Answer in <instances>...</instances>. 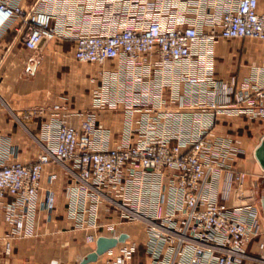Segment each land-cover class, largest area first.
Masks as SVG:
<instances>
[{
  "label": "built area",
  "instance_id": "obj_1",
  "mask_svg": "<svg viewBox=\"0 0 264 264\" xmlns=\"http://www.w3.org/2000/svg\"><path fill=\"white\" fill-rule=\"evenodd\" d=\"M9 28L33 52L72 40L73 59L96 66L99 83L75 122L58 103L12 112L22 126L48 111L62 117L43 122L47 139L55 130L53 145L34 160L0 164V205L13 198L20 220L30 216L43 169L54 161L70 182L73 227L97 239L139 223L142 264H237L246 256L257 220L217 200L223 161L237 149L212 131L224 115L264 123V73L239 86L216 79L213 46L264 43L258 0H0V36ZM37 62L31 56L27 71ZM106 111L122 115L123 139L112 146L111 130L97 126ZM127 235L101 264H141L139 243Z\"/></svg>",
  "mask_w": 264,
  "mask_h": 264
},
{
  "label": "crops",
  "instance_id": "obj_2",
  "mask_svg": "<svg viewBox=\"0 0 264 264\" xmlns=\"http://www.w3.org/2000/svg\"><path fill=\"white\" fill-rule=\"evenodd\" d=\"M258 10L264 13V0H258ZM73 51L74 42L69 39L48 41L38 52H33L24 47L10 28L0 36V164L34 160L45 147L53 145L55 130H51L47 139L43 122L56 124L62 117L60 112L48 111L22 126L12 112L58 103L66 107L69 118L75 122L81 111L91 107L93 90L99 83L98 68L75 61ZM36 54L38 62L28 72V59ZM213 54L216 79L235 80L239 86L256 74L264 73V43L261 41L219 40L213 46ZM121 125L122 115L107 111L101 113L97 122V126L111 130L106 141L109 146L123 139ZM212 132L215 138H225L237 149L223 161L215 187L216 198L229 208H238L241 219L255 218L259 228V234L245 246L246 256L239 258L237 264H264V213L259 203L264 194V177L259 176V165L247 158L248 150L251 148L253 152L264 136V123L224 115L217 118ZM69 183L64 168L52 161L43 169L30 216L20 220L21 213L13 211L14 199L8 197L3 201L0 205V264H81L86 254L94 250V233L74 228L68 216L66 188ZM124 226L120 231L129 233L142 246V253L137 250L134 261L145 263L141 225ZM103 258L101 254L86 264H101Z\"/></svg>",
  "mask_w": 264,
  "mask_h": 264
},
{
  "label": "water",
  "instance_id": "obj_3",
  "mask_svg": "<svg viewBox=\"0 0 264 264\" xmlns=\"http://www.w3.org/2000/svg\"><path fill=\"white\" fill-rule=\"evenodd\" d=\"M253 157L259 167L264 169V136L260 138V141L253 150ZM260 206L264 213V194L259 199ZM127 233L122 232L117 236H99L95 241L94 250L87 253L82 259L81 264L95 261L99 255L103 254L107 249L114 247L118 242H123L127 238Z\"/></svg>",
  "mask_w": 264,
  "mask_h": 264
},
{
  "label": "rangeland",
  "instance_id": "obj_4",
  "mask_svg": "<svg viewBox=\"0 0 264 264\" xmlns=\"http://www.w3.org/2000/svg\"><path fill=\"white\" fill-rule=\"evenodd\" d=\"M247 158H248V161H249V159H252L253 160V162L254 163H257L256 161H255V159H254V157H253V152L251 151V148L248 150V152H247ZM128 226V225H127ZM136 228H137V226H135ZM124 228H126L125 230H128L129 231V229H127V227L126 226H124ZM133 230V229H132ZM139 231V229H137V231L136 232H138ZM141 241V240H140ZM93 245V244H92ZM91 248H93V247H91ZM142 253V247L140 246V250H139V254H141ZM96 264H98V263H96Z\"/></svg>",
  "mask_w": 264,
  "mask_h": 264
},
{
  "label": "trees",
  "instance_id": "obj_5",
  "mask_svg": "<svg viewBox=\"0 0 264 264\" xmlns=\"http://www.w3.org/2000/svg\"><path fill=\"white\" fill-rule=\"evenodd\" d=\"M142 247V246H141ZM140 250V245H139V247H138V251Z\"/></svg>",
  "mask_w": 264,
  "mask_h": 264
}]
</instances>
